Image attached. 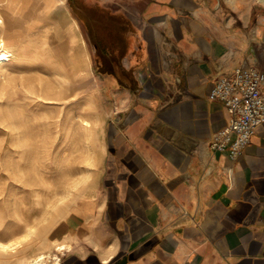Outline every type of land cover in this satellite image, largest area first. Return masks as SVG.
Segmentation results:
<instances>
[{
    "label": "crops",
    "instance_id": "1",
    "mask_svg": "<svg viewBox=\"0 0 264 264\" xmlns=\"http://www.w3.org/2000/svg\"><path fill=\"white\" fill-rule=\"evenodd\" d=\"M148 9L168 16L170 42L128 51L133 84L112 87L122 106L107 125L99 202L83 198L50 229L65 247L41 264H264V121L232 162L209 147L228 114L207 97L216 63L247 55L264 67V0L229 14L222 1L210 10L202 0H146ZM169 49L176 79L161 65ZM145 63L153 75L142 90L132 73Z\"/></svg>",
    "mask_w": 264,
    "mask_h": 264
},
{
    "label": "rangeland",
    "instance_id": "2",
    "mask_svg": "<svg viewBox=\"0 0 264 264\" xmlns=\"http://www.w3.org/2000/svg\"><path fill=\"white\" fill-rule=\"evenodd\" d=\"M219 1L229 14L242 0L202 3L212 10ZM145 5L146 0H0V43L13 58L6 64L8 78L0 74V238L30 230L21 256L0 254V264H25L18 258L34 260L45 250L51 258L59 254L64 243L51 238L50 229L79 211L83 198L98 204L107 125L122 106L114 109L112 87L133 84L126 55L130 49L134 57L140 49L153 54L161 40L170 42L168 16L162 9L146 14L151 10ZM163 52L161 65L171 75L173 66L174 78L176 56ZM132 75L144 90L151 64ZM74 112L83 121L91 118L90 133L77 118L60 122L61 114Z\"/></svg>",
    "mask_w": 264,
    "mask_h": 264
},
{
    "label": "built area",
    "instance_id": "3",
    "mask_svg": "<svg viewBox=\"0 0 264 264\" xmlns=\"http://www.w3.org/2000/svg\"><path fill=\"white\" fill-rule=\"evenodd\" d=\"M216 67L207 97L222 104L228 120L212 132L209 147L226 153L234 162L264 121V67L249 61L247 55L229 68H221L220 63Z\"/></svg>",
    "mask_w": 264,
    "mask_h": 264
},
{
    "label": "bare ground",
    "instance_id": "4",
    "mask_svg": "<svg viewBox=\"0 0 264 264\" xmlns=\"http://www.w3.org/2000/svg\"><path fill=\"white\" fill-rule=\"evenodd\" d=\"M2 21V20H1ZM3 39V38H2ZM11 55V51H9V49H7L2 43H0V74L2 73L3 78L7 79L8 78V69L6 68V64L12 61V56ZM19 55L21 56H27V53L25 51H20ZM14 57V56H13ZM20 60V58L18 59ZM18 62V61H17ZM77 66V71L81 70V68L79 67L78 64H75ZM4 83L2 82L0 85V89H4ZM58 95H62V91L58 90L57 91ZM63 96V95H62ZM87 114L89 110H86ZM79 116H81L80 114L77 113H66L65 115L61 114L60 115V122L61 120H63L64 118L69 121L72 120L73 118H77L78 121L80 122V124H82L84 127V129L86 130L87 133H90V130L92 128V120L90 117L85 116V120L83 121V119H79ZM90 116V114H89ZM93 116V115H92ZM30 234V230H25L23 233L21 234H11L9 237H7L6 239H2L0 238V254H8V255H16V256H21L19 255V248L20 245L28 238V235ZM37 256H35L34 260L31 257H27V258H22L19 257V261H24L25 264H41L44 261L50 260L51 259V252L49 250H45L44 252H39L36 254Z\"/></svg>",
    "mask_w": 264,
    "mask_h": 264
},
{
    "label": "trees",
    "instance_id": "5",
    "mask_svg": "<svg viewBox=\"0 0 264 264\" xmlns=\"http://www.w3.org/2000/svg\"><path fill=\"white\" fill-rule=\"evenodd\" d=\"M109 59L105 57V61H108ZM110 72H113L112 70H110Z\"/></svg>",
    "mask_w": 264,
    "mask_h": 264
},
{
    "label": "water",
    "instance_id": "6",
    "mask_svg": "<svg viewBox=\"0 0 264 264\" xmlns=\"http://www.w3.org/2000/svg\"><path fill=\"white\" fill-rule=\"evenodd\" d=\"M176 136V132L173 133V136L172 137H175Z\"/></svg>",
    "mask_w": 264,
    "mask_h": 264
}]
</instances>
